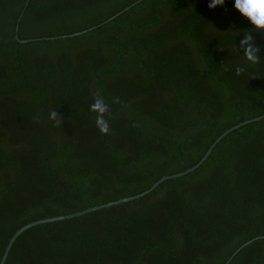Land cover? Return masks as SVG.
Masks as SVG:
<instances>
[{"label":"trees","instance_id":"obj_1","mask_svg":"<svg viewBox=\"0 0 264 264\" xmlns=\"http://www.w3.org/2000/svg\"><path fill=\"white\" fill-rule=\"evenodd\" d=\"M208 3L0 0V259L21 225L141 192L264 113V30L250 65L237 47L254 26ZM261 234L264 117L138 198L28 227L4 264H224ZM227 264H264V237Z\"/></svg>","mask_w":264,"mask_h":264},{"label":"clouds","instance_id":"obj_2","mask_svg":"<svg viewBox=\"0 0 264 264\" xmlns=\"http://www.w3.org/2000/svg\"><path fill=\"white\" fill-rule=\"evenodd\" d=\"M224 4L225 0H210L207 6L209 9H215L217 6H224ZM234 8L254 26L251 29L243 30V38L237 48L243 52L250 65H257L262 58L260 55L261 47L256 44V37L253 33L264 30V0H234ZM244 71L245 68L242 66H237L235 69L236 75H241ZM93 101L90 110L96 113L95 125L101 134L106 135L109 133L110 124L105 117H110V107L99 91L93 93ZM113 102L117 103L119 101L114 98ZM58 115L59 113L53 110L50 113V119L57 121ZM57 122L62 123V121Z\"/></svg>","mask_w":264,"mask_h":264},{"label":"water","instance_id":"obj_3","mask_svg":"<svg viewBox=\"0 0 264 264\" xmlns=\"http://www.w3.org/2000/svg\"><path fill=\"white\" fill-rule=\"evenodd\" d=\"M120 11L116 12L115 14L111 15L108 17L107 20L109 19H112L114 16H116ZM95 25H93L92 27H94ZM90 27V28H92ZM87 29H83V30H79V31H75V32H72V33H69V35H74V34H79L81 32H84L86 31ZM67 34H62V35H59V36H66ZM21 42H26L28 41L29 39L28 38H21L19 39ZM264 117V113L260 114V115H257L255 117H252V118H249V119H245L241 122H238L230 127H228L227 129H225L222 133H220L215 139L214 141L209 145V147L206 149V151L203 153V155L200 157V159L195 163L193 164L192 166L182 170V171H179V172H175V173H172V174H165V175H162L160 178H158L156 181H154L148 188L144 189L143 191L141 192H138V193H135V194H132V195H128V196H124V197H120V198H117V199H114V200H110V201H107V202H104V203H101V204H97V205H94V206H89V207H86L82 210H78V211H75V212H72V213H67V214H61V215H54V216H48V217H43V218H39V219H35V220H32V221H29L23 225H21L19 228H17L13 234L10 236V238L8 239L7 241V244L5 246V249H4V252L1 256V259H0V264H4L5 263V260H6V257L8 255V252L13 244V242L15 241V239L17 238V236L22 232L24 231L25 229H27L28 227L30 226H33L35 224H38V223H42V222H48V221H53V220H58V219H64V218H71L73 216H77V215H80V214H83V213H86V212H89V211H92V210H96V209H99V208H102V207H107V206H110L112 204H117V203H120V202H123V201H128V200H131V199H135V198H138L148 192H150L151 190H153L161 181L167 179V178H172V177H176V176H180V175H183L189 171H192L194 168H196L198 165H200L205 159L206 157L208 156V154L211 152L212 148L215 146V144L223 137L225 136L228 132H230L231 130H233L234 128H237L239 127L240 125L242 124H245L247 122H250V121H253V120H259L261 118ZM264 237V234H261V235H257V236H254L246 241H244L241 245H239L231 254L230 256L226 259V261L224 262V264H227L230 259L234 256V254L241 248L243 247L245 244L251 242L253 239H256V238H263Z\"/></svg>","mask_w":264,"mask_h":264}]
</instances>
